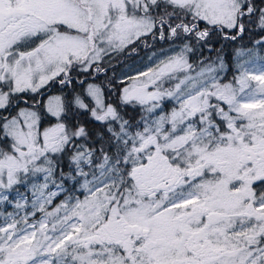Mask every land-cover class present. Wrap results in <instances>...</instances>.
I'll return each instance as SVG.
<instances>
[{
  "label": "snow or ice",
  "instance_id": "6c2138e0",
  "mask_svg": "<svg viewBox=\"0 0 264 264\" xmlns=\"http://www.w3.org/2000/svg\"><path fill=\"white\" fill-rule=\"evenodd\" d=\"M0 264H264V0H0Z\"/></svg>",
  "mask_w": 264,
  "mask_h": 264
},
{
  "label": "trees",
  "instance_id": "16d2710c",
  "mask_svg": "<svg viewBox=\"0 0 264 264\" xmlns=\"http://www.w3.org/2000/svg\"><path fill=\"white\" fill-rule=\"evenodd\" d=\"M148 43L153 45L152 47L145 48L143 44L137 45V52L131 55L124 54L112 60L111 64L107 69V77L113 78V83L116 84L117 88L120 87L118 81L121 79L122 73L124 70L134 61L139 59H144L147 55L155 53H159L160 49H167L169 44L164 41H152L150 38ZM100 80L106 82L105 76L102 74L100 76ZM99 82V81H97ZM51 94V93H50Z\"/></svg>",
  "mask_w": 264,
  "mask_h": 264
},
{
  "label": "rangeland",
  "instance_id": "374dc122",
  "mask_svg": "<svg viewBox=\"0 0 264 264\" xmlns=\"http://www.w3.org/2000/svg\"><path fill=\"white\" fill-rule=\"evenodd\" d=\"M159 55V53H157ZM171 54V53H169ZM152 54L150 55H147L144 59H139L137 61H134L132 62L125 70L124 72L122 73V76L121 78H123L125 76V74H128V75H131V74H134L136 71L138 70H146L147 67L151 66V64L154 62V61H149V56H151ZM11 210V209H9Z\"/></svg>",
  "mask_w": 264,
  "mask_h": 264
}]
</instances>
